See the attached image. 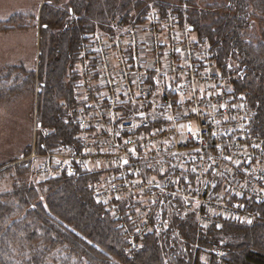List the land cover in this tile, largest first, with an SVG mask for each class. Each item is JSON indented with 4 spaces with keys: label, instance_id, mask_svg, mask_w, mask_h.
<instances>
[{
    "label": "trees",
    "instance_id": "1",
    "mask_svg": "<svg viewBox=\"0 0 264 264\" xmlns=\"http://www.w3.org/2000/svg\"><path fill=\"white\" fill-rule=\"evenodd\" d=\"M40 10L36 69L11 66L0 73V101L36 85L37 153L77 152L86 144L74 113L76 62L86 35H112L117 20L135 25L152 10L176 12L207 43L222 77L251 111V132L264 136V0H45ZM19 17L0 22V29ZM14 70L21 75L12 76ZM33 160L7 167L13 181L0 192V264H264V203L251 204L250 222L206 227L176 199L165 209L170 220L135 234L140 245L133 247L127 218L119 220L92 195L98 172L76 166L74 173L41 177Z\"/></svg>",
    "mask_w": 264,
    "mask_h": 264
},
{
    "label": "built area",
    "instance_id": "2",
    "mask_svg": "<svg viewBox=\"0 0 264 264\" xmlns=\"http://www.w3.org/2000/svg\"><path fill=\"white\" fill-rule=\"evenodd\" d=\"M113 28L87 34L79 49L74 113L86 144L32 152L39 174L98 172L92 195L127 218L133 247L135 234L170 220L176 199L200 226L252 221L251 204L264 203V136L251 132V111L207 43L171 10Z\"/></svg>",
    "mask_w": 264,
    "mask_h": 264
},
{
    "label": "rangeland",
    "instance_id": "3",
    "mask_svg": "<svg viewBox=\"0 0 264 264\" xmlns=\"http://www.w3.org/2000/svg\"><path fill=\"white\" fill-rule=\"evenodd\" d=\"M44 1L0 0V22H9L12 16L20 15L16 23L7 29H0V73L4 71L2 74H6L11 66H21L26 70L36 69L40 39L39 16ZM94 33L99 34L100 31ZM190 34L196 36L193 30H190ZM14 74L21 75V72L14 70L12 76ZM35 87V84L33 88L27 85L11 99L0 101V192L8 190L13 181V171L7 170V167L31 158L32 152L37 153L34 149ZM28 146L31 149L24 155ZM33 159L39 175L37 167L40 159ZM201 259L207 262V255H201Z\"/></svg>",
    "mask_w": 264,
    "mask_h": 264
},
{
    "label": "water",
    "instance_id": "4",
    "mask_svg": "<svg viewBox=\"0 0 264 264\" xmlns=\"http://www.w3.org/2000/svg\"><path fill=\"white\" fill-rule=\"evenodd\" d=\"M190 29H191V27H190Z\"/></svg>",
    "mask_w": 264,
    "mask_h": 264
}]
</instances>
